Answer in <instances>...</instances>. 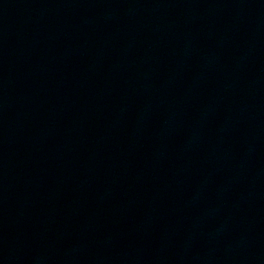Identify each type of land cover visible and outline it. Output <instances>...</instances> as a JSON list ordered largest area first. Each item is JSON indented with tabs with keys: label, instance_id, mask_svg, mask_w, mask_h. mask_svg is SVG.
<instances>
[{
	"label": "water",
	"instance_id": "obj_1",
	"mask_svg": "<svg viewBox=\"0 0 264 264\" xmlns=\"http://www.w3.org/2000/svg\"><path fill=\"white\" fill-rule=\"evenodd\" d=\"M0 264H264V0H0Z\"/></svg>",
	"mask_w": 264,
	"mask_h": 264
}]
</instances>
